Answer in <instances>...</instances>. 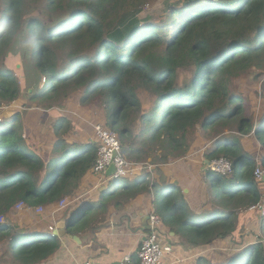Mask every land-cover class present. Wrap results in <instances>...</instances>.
Returning a JSON list of instances; mask_svg holds the SVG:
<instances>
[{"label": "trees", "instance_id": "trees-1", "mask_svg": "<svg viewBox=\"0 0 264 264\" xmlns=\"http://www.w3.org/2000/svg\"><path fill=\"white\" fill-rule=\"evenodd\" d=\"M152 1L0 0V18L13 19L19 33L42 28L41 42L30 50L0 33V107L20 96L37 104H77L118 134L123 155L139 168L132 180L112 178L97 200L83 199L68 233L149 193L154 213L187 248L228 237L238 243L246 222L260 215L250 208L264 202L255 179L256 167L264 168V109L256 117L231 85L255 68L264 72V0H165L156 18L142 17ZM54 112L52 132H37L46 152L26 139L33 131L26 114L0 117V216L14 213L19 202L37 208L74 196L96 164L98 142H69L76 120ZM32 115L42 125L41 112ZM226 130L236 136H225ZM198 133L207 142L214 138L205 160L224 157L233 170L207 169V208L202 203L194 210L175 180L159 166L153 175L145 164L187 157ZM259 225L256 239L235 245L230 257L215 262L200 255L196 264H264V215ZM1 244L14 264H38L60 240L5 222Z\"/></svg>", "mask_w": 264, "mask_h": 264}, {"label": "crops", "instance_id": "crops-1", "mask_svg": "<svg viewBox=\"0 0 264 264\" xmlns=\"http://www.w3.org/2000/svg\"><path fill=\"white\" fill-rule=\"evenodd\" d=\"M198 155L199 154H195L186 159L169 160L167 162L161 161L163 163L152 162L145 164L153 175L156 174V169L154 167L159 166L158 170L175 180L177 184L182 187L191 208L194 210H198L199 205L205 202L207 198V190L200 180V173L202 171L199 168ZM203 161L208 166V161L205 159ZM138 172L139 168L136 167L134 174L129 176L128 179L135 178ZM110 180L111 179L107 177V175L95 174L91 169L82 179L76 194L69 198V204L65 208L60 209L58 207L59 203L45 206V208L50 207L51 209L62 211L63 214L51 212L40 221L31 224L34 222L31 220V218H33V212L37 208L26 206L23 212L21 211V216L23 215L22 223H19L16 219L20 216L13 214L8 215L7 222L15 229L28 233H33L32 231L35 229L41 231V228H47L49 223H55L57 229V225L61 221H66L68 224L69 218L73 215L75 208L83 199L97 200L100 191L108 188L110 185ZM200 198H202V202H197ZM152 200L153 197L151 194L144 193L120 208L111 206L104 218H100L94 223L92 222L91 226H93V228L88 224L77 234L68 233L66 225V232L63 237L60 238L57 236L60 240L59 249L38 264H85L88 261L91 262V264L121 263L126 255L137 254L139 250L142 238L147 233L150 224V216L154 213ZM250 210L255 211L254 209ZM258 219L259 217L255 215L254 218L248 220V223L255 220L258 221ZM32 225L34 226L32 227ZM248 233L249 232L246 234ZM158 234L163 243L171 244L174 248L173 254H166L164 257L165 264H196L200 255L209 257L204 254V251H209L206 250V246L201 249L187 248L179 243V237L175 235L174 232L170 231L167 226L163 225V223L158 229ZM250 234L252 237L253 233L250 232ZM39 235H41V233ZM73 236L76 237L74 238ZM231 239V237H228L215 242L229 244ZM239 242V244H243V240ZM252 242L253 241H249L246 244ZM234 244L233 242L231 243L232 246H234ZM6 259H8V261L2 264H14L11 251L5 244H1L0 260Z\"/></svg>", "mask_w": 264, "mask_h": 264}, {"label": "rangeland", "instance_id": "rangeland-1", "mask_svg": "<svg viewBox=\"0 0 264 264\" xmlns=\"http://www.w3.org/2000/svg\"><path fill=\"white\" fill-rule=\"evenodd\" d=\"M173 1L175 0H171V2ZM215 1H219V0H215ZM164 6H165V0H153L151 3H149L144 8V11L141 16L146 17L150 15V17L156 18L158 15L161 14V11L163 10ZM263 83H264V72L260 73V70L255 68L249 71L246 75L239 78L237 81H235L231 85L232 91H237V92H240L242 95H244L245 100H246V105H248L252 111L253 110L255 111L256 117H258L262 113V110L264 109ZM70 104L71 106L65 105V104L64 105L63 104H60V105L37 104L36 102L33 103L27 100L26 98H24L23 96H20V98L17 99L13 104L0 107V117L8 116L16 112H21V113L26 114L25 121L29 122L30 124L29 126L33 128V131H29V130L26 131V137H28L26 139L28 140L31 146L43 150L42 152L44 151L46 152L47 150V149L44 150V146H47V141L42 140L43 138L37 132L38 131L40 132L41 130H42L41 134H45V132H52V126L57 117V114L54 112L55 109L58 110L61 114L64 113L65 115H68V114L72 115V117L76 120L75 121L76 129L67 136V140L69 142H73V141L84 142V141H91L92 139L94 140L95 138V131L93 129L94 124L103 125V123H100L101 120L100 121L98 120L99 116L94 115V114H91V115L84 114L83 108L80 109L77 106V104H72V103ZM30 112L31 114L28 116L27 113H30ZM36 112H41V114L43 115V116L39 115V121H42V125L40 124L39 127H38L37 120L35 119V116L32 115V113L34 114ZM224 134L225 136H230L231 138L236 136L235 133L227 131V130L225 131ZM213 140L214 138L208 140L207 142L206 138L203 136V133H200V134L198 133L197 135L194 136L191 142V150H190L191 152L189 153L187 157L183 158V159H186L195 154H199L197 156V158L199 159L198 164H199V168L202 171L200 173V178H201L200 180L204 188L207 190L206 195L207 194L210 195V192L212 191V189L206 179V171L208 169V166L203 161L205 159L204 152L206 149L209 148ZM246 141L248 142V144H253L252 138L247 139ZM206 161H209V160L206 159ZM148 163H152V162L149 161ZM158 163H163V162L159 161ZM132 179L129 178V180H132ZM202 196H203V191H202ZM206 201H207V198H206ZM197 202H202V198H200ZM201 206L203 209L206 205L205 203H203ZM24 208L25 207H22V208L15 207L14 212L16 213H13V212L11 213L13 215L20 216L16 218L19 223L23 222V215L21 216L22 214L21 211L23 212ZM38 208L39 207H37V209L34 210L33 212V218H31V220L34 222H32L31 224H35V222L40 221L43 217H46L47 214L51 212L52 213L55 212V214H59V213L63 214L62 211H57V210L51 209L50 207H47V208L44 207L40 211L38 210ZM205 208H207V206ZM255 215L259 217L261 214L259 215L258 213H256L254 214V216ZM50 225H53L56 227L55 223H49L48 227ZM33 226L34 225H32V227ZM48 227L45 229L41 228L42 229L41 231L39 229H35L32 232L34 234L41 233V235H44V236H46L47 234V236L50 237L52 234V231L48 230ZM260 231L261 230H260V225H259V219L258 221L255 220L249 223L247 221L245 224V228L243 230V235H241V237H243L241 239L243 240V244H239L238 242L237 243L238 245H236V242L234 241L235 239H231L229 244H225V243L222 244L221 242L220 243L215 242L214 245L206 248V250H209V251L208 252L204 251V254L209 256L211 260L215 262L224 260L230 257L231 253L234 252L233 250H234L235 245L239 247L242 245H246V243L249 241H254L257 235L260 233ZM247 232L249 233L246 234ZM250 232L253 233L252 237H251ZM232 242L235 243L234 246L231 245ZM6 261H8V259L0 260V264Z\"/></svg>", "mask_w": 264, "mask_h": 264}, {"label": "built area", "instance_id": "built-area-1", "mask_svg": "<svg viewBox=\"0 0 264 264\" xmlns=\"http://www.w3.org/2000/svg\"><path fill=\"white\" fill-rule=\"evenodd\" d=\"M45 80V79H44ZM95 140L98 142V158L92 168L95 174L106 175V171L111 164L115 165V173L107 176L110 179L124 177L128 178L134 174L136 163L127 159L122 153L121 143L118 134L103 126L102 124H94ZM208 169L222 174H229L233 170V164L230 160L221 157L211 160L208 164ZM255 179L259 182L264 193V168L259 164L255 169ZM69 204V198H64L59 202V208H65ZM17 208L25 207L23 202H19ZM44 206H39L38 210H42ZM250 209H254L264 215V202L254 205ZM6 216H0V225L7 222ZM162 222L160 217L153 213L150 216V224L147 233L142 238L141 245L137 252L140 264H165L164 257L166 254H173L174 248L171 244L163 243L159 237L158 229ZM52 233L56 231V227L50 225L48 227ZM85 264H91L86 262ZM121 264H134L131 255H126Z\"/></svg>", "mask_w": 264, "mask_h": 264}, {"label": "clouds", "instance_id": "clouds-1", "mask_svg": "<svg viewBox=\"0 0 264 264\" xmlns=\"http://www.w3.org/2000/svg\"><path fill=\"white\" fill-rule=\"evenodd\" d=\"M0 33H2L6 39L10 37L16 38L19 47L24 50H30L35 48L41 42L42 28L39 25H36L30 31L19 33L17 25L13 19L0 18ZM52 234L54 235V233Z\"/></svg>", "mask_w": 264, "mask_h": 264}, {"label": "water", "instance_id": "water-1", "mask_svg": "<svg viewBox=\"0 0 264 264\" xmlns=\"http://www.w3.org/2000/svg\"><path fill=\"white\" fill-rule=\"evenodd\" d=\"M208 162H210V161H208ZM115 170H116L115 165H114V164H111V165L108 167L107 171H106V175H107V176H111V175H113V174L115 173ZM176 183H177V182H176ZM66 225H67V222H66V221H61V222L57 225V230L54 232V235H56V236L62 238L63 235H64L65 232H66ZM73 237L75 238L76 236H73ZM116 264H121V263H116Z\"/></svg>", "mask_w": 264, "mask_h": 264}]
</instances>
